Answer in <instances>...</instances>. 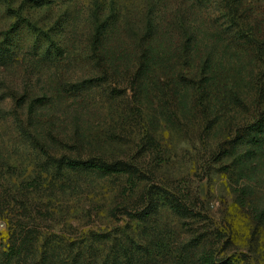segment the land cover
Listing matches in <instances>:
<instances>
[{
    "label": "rangeland",
    "instance_id": "rangeland-1",
    "mask_svg": "<svg viewBox=\"0 0 264 264\" xmlns=\"http://www.w3.org/2000/svg\"><path fill=\"white\" fill-rule=\"evenodd\" d=\"M39 1L0 0V264H72L122 238L136 264L206 249L264 264V142L239 141L264 113V0ZM62 155L139 173L60 170Z\"/></svg>",
    "mask_w": 264,
    "mask_h": 264
},
{
    "label": "trees",
    "instance_id": "trees-1",
    "mask_svg": "<svg viewBox=\"0 0 264 264\" xmlns=\"http://www.w3.org/2000/svg\"><path fill=\"white\" fill-rule=\"evenodd\" d=\"M36 3V5H42V2L39 0H32ZM39 35L43 36L45 34L40 33ZM36 44V43H35ZM153 41L150 43V47L153 45ZM53 47H56L58 51H60V48L57 45H53L49 51L53 50ZM150 50L145 51L144 57L141 62H139L138 71L136 73V77L134 78L135 82L132 83L131 87L132 89L142 90V84L139 83L138 86H136V81H139V79H142L149 73V71L152 68L151 63V54L149 53ZM11 43L10 46L0 49V58L4 63H7L11 60L10 54H11ZM62 56V54H61ZM92 80L83 82V87L86 88L85 84H92ZM33 103H44L43 100H36L33 101ZM251 137L252 144L258 145L260 142H264V113L260 115L258 119H256L254 122H251L247 126H244L243 133L240 136V142L243 143H249L250 140H248V137ZM51 159H54V164L60 169H72V170H83V171H98L101 173H105L108 175L112 174H127L130 178H128V181L131 184H135V181L137 180V174L139 173L137 168V165L126 162L123 160H114L109 161L102 157L98 156H90V157H71L68 155H62L61 157H53ZM171 207L179 214H185L186 212H189L190 209L185 206L178 198L171 196ZM156 206L150 203V206H146L145 209L136 212L134 215L139 220H146L148 217L153 215L156 212ZM125 209V208H124ZM123 209V210H124ZM117 211L119 212V209L116 211H113V215H117ZM125 212L128 214H132L131 211H128L125 209ZM102 241H109L111 239V236H100L99 238ZM114 248L112 252L105 248L101 252V256H97V254L91 255V256H84L82 254L78 255L76 258V263L72 264H136L135 256L133 254L132 248L129 247L127 244V241L125 239L121 240H114ZM106 245V244H105ZM85 246V245H84ZM82 246V247H84ZM82 247H79V250L81 252ZM86 248V247H85ZM84 248V249H85ZM14 250H12L13 255ZM11 255V254H10ZM98 257V258H97ZM199 264H234L235 258L227 257V258H219L216 256L215 251L211 249L203 250L201 257L199 259ZM55 264H69L67 262L62 263V261H58Z\"/></svg>",
    "mask_w": 264,
    "mask_h": 264
}]
</instances>
